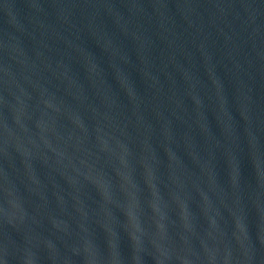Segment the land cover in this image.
I'll list each match as a JSON object with an SVG mask.
<instances>
[{"label": "water", "instance_id": "obj_1", "mask_svg": "<svg viewBox=\"0 0 264 264\" xmlns=\"http://www.w3.org/2000/svg\"><path fill=\"white\" fill-rule=\"evenodd\" d=\"M0 264H264V0H0Z\"/></svg>", "mask_w": 264, "mask_h": 264}]
</instances>
